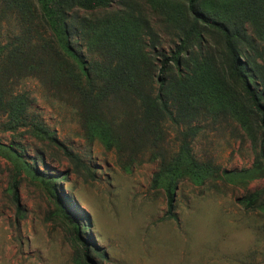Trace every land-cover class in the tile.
<instances>
[{
  "label": "rangeland",
  "instance_id": "obj_1",
  "mask_svg": "<svg viewBox=\"0 0 264 264\" xmlns=\"http://www.w3.org/2000/svg\"><path fill=\"white\" fill-rule=\"evenodd\" d=\"M137 1L149 33L137 20L122 26L130 28L143 55H154L142 45L151 42L154 51L167 55L176 43L173 24L179 20L180 3ZM4 4L0 0V264H86L75 255L79 246L57 210L58 200L71 219L83 222L80 236L90 248L103 253L92 254L95 264H264V194L256 193L264 187V173L252 167L255 147L248 116L216 111L222 105L217 71L204 68L187 87L189 92H204L199 101L185 105L191 108L186 117L175 114L176 104L169 101L175 121L160 119L151 145L153 135L132 125L142 111L137 99L129 107L103 108L92 123L91 111L76 94L68 96L63 85L58 91L56 81H49L45 73L49 70H35L29 54L17 53L15 39L29 22L23 23L18 11ZM119 8L112 0L105 9H74L95 21L102 12ZM101 26L86 33L88 38L73 36L84 53L98 61ZM36 27L32 41L49 36L40 22ZM156 57L151 59L154 66L161 58ZM155 87L153 82L151 88ZM18 100L24 106V121L8 129ZM101 116L126 126L114 131L109 121L103 135ZM42 126L54 142L36 129ZM115 133L121 137L112 142ZM62 147L76 155L80 166L67 159ZM159 149L167 152V159L181 157L175 220L165 216V180L152 182L161 165ZM251 194L256 197L250 207L239 202Z\"/></svg>",
  "mask_w": 264,
  "mask_h": 264
},
{
  "label": "trees",
  "instance_id": "obj_2",
  "mask_svg": "<svg viewBox=\"0 0 264 264\" xmlns=\"http://www.w3.org/2000/svg\"><path fill=\"white\" fill-rule=\"evenodd\" d=\"M111 1L3 0L7 10L16 9L23 23L29 22V27L15 39L13 47L17 53L29 54V63H32L35 70H49L50 72L45 73L49 74V81H56L54 85L58 91H61L63 85L68 96L76 94L85 108L91 111L89 117L92 123H96L99 115H102L103 108H125L128 103L129 107L130 102L137 99L142 111L132 125L141 127L146 135H153L149 140L151 145H155L154 135L160 131L157 128L160 119L167 117L175 121V114L186 117V112L191 108L186 109L185 105L189 107L192 99L199 101L204 91H197L196 94V90L189 92L187 87L193 85V79L198 73L199 77L202 76L204 68L213 67L218 74L215 80L221 93L218 96L222 99V105L216 111L229 110L238 115L243 112L248 116L252 145L255 147L252 167L263 174L264 0H177L182 10L178 15L179 20H175L173 24L177 31L176 43L167 55L154 51L152 42L142 44L154 54H149L151 57L140 52L137 40L131 39L133 34L129 31L130 28L122 26L124 22L137 20L143 23L144 32L149 33L137 0H116L121 8L111 12L104 11L101 18L95 21L80 16L74 9H105ZM36 22L38 25L40 22L43 32L49 31L48 37L41 38L43 41L38 39L43 42L40 44H37L38 40L32 41V33H37ZM98 25H102L104 31L99 40L101 61L84 53L82 45L73 38L75 35L88 38L86 33H92ZM205 37L211 38L212 43L206 42ZM156 56L161 58L158 65L154 66L152 60H157ZM31 66L29 69H33ZM153 82L156 83L154 89L151 88ZM200 86L202 87L201 83ZM233 88L234 93L231 94ZM170 100L176 104L175 114L169 108ZM212 102L209 101L211 105ZM15 107L17 114L8 129H14L16 123L22 125L24 121V106L20 100ZM12 108L13 105H10V109ZM101 118L100 130L106 135L107 124L111 119ZM112 123L114 131H121L126 126L121 121ZM244 126L248 128V125ZM36 129L54 142L52 136L46 135L43 126ZM115 135L112 142L121 137L120 133ZM146 137L143 135L145 140L148 139ZM182 141L186 143L184 139ZM56 144L60 146L59 143ZM62 151L68 160L74 161L76 167L80 166L75 154L64 147ZM157 153L161 165L153 174L152 182L156 184L165 180V216L175 220L174 189L177 172L182 166L181 157L174 155L167 159V152L160 149ZM186 158L190 161L189 157ZM17 160H20L18 156ZM29 170L36 172L31 166ZM52 193L56 195L54 188ZM256 193L264 194V187ZM255 197L256 195L251 194L246 199H239V202L245 201V207H250L255 202ZM68 201L71 202L70 198ZM16 206L18 208L17 203ZM57 210L68 221L72 240L79 246L76 257L86 264H95L92 254L102 257L103 253L90 248V243L80 236L83 222L71 219L63 210L60 200L57 201Z\"/></svg>",
  "mask_w": 264,
  "mask_h": 264
}]
</instances>
